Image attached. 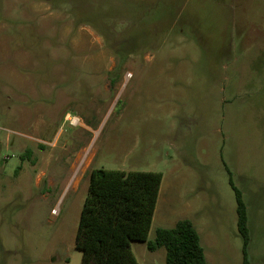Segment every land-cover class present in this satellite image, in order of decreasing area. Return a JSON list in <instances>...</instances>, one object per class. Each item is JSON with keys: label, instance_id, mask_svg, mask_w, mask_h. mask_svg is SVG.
<instances>
[{"label": "rangeland", "instance_id": "rangeland-1", "mask_svg": "<svg viewBox=\"0 0 264 264\" xmlns=\"http://www.w3.org/2000/svg\"><path fill=\"white\" fill-rule=\"evenodd\" d=\"M96 168L161 174L148 241L189 219L207 264H244L232 177L264 264V0H0V264H81Z\"/></svg>", "mask_w": 264, "mask_h": 264}, {"label": "trees", "instance_id": "trees-1", "mask_svg": "<svg viewBox=\"0 0 264 264\" xmlns=\"http://www.w3.org/2000/svg\"><path fill=\"white\" fill-rule=\"evenodd\" d=\"M122 67L123 60L110 74H121ZM160 179L155 172L92 170L76 234L81 264H139L131 249L133 241L146 242L151 251L165 247L167 264H207L200 235L189 219L172 228H158L155 239L148 241ZM230 182L236 194L244 264H250L247 205L232 177Z\"/></svg>", "mask_w": 264, "mask_h": 264}, {"label": "built area", "instance_id": "built-area-1", "mask_svg": "<svg viewBox=\"0 0 264 264\" xmlns=\"http://www.w3.org/2000/svg\"><path fill=\"white\" fill-rule=\"evenodd\" d=\"M65 119L67 121H69L70 124H72V125H78V124H80L79 118L78 117H75V116H72L70 114H67L66 117H65Z\"/></svg>", "mask_w": 264, "mask_h": 264}]
</instances>
